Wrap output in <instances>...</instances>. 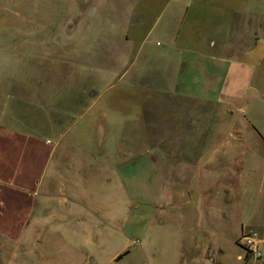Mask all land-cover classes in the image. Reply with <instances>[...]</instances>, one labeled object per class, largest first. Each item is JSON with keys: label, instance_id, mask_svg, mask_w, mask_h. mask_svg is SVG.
Segmentation results:
<instances>
[{"label": "rangeland", "instance_id": "1", "mask_svg": "<svg viewBox=\"0 0 264 264\" xmlns=\"http://www.w3.org/2000/svg\"><path fill=\"white\" fill-rule=\"evenodd\" d=\"M87 1L0 0V129L67 160L42 208L0 196V264H264V0Z\"/></svg>", "mask_w": 264, "mask_h": 264}, {"label": "crops", "instance_id": "2", "mask_svg": "<svg viewBox=\"0 0 264 264\" xmlns=\"http://www.w3.org/2000/svg\"><path fill=\"white\" fill-rule=\"evenodd\" d=\"M48 101V103H53L52 98ZM46 102L47 101H45V103ZM21 132L11 126L0 129V196L9 198L7 199L9 203H5L4 207L8 209L11 214L23 212L27 215L30 214L31 209L33 208H42V206H44V204L46 203L45 198H48V200L50 201L52 200V198L56 197L55 195H57L58 193L54 189L56 188V178L52 173H50L49 175L47 174L51 168V171H55L53 170L54 167L58 171L59 167L67 164V160H62L57 156V150L59 148L63 149V147H61L63 136L62 133L58 134L54 142H52L49 141V139H45L46 136H42L44 133L34 134L31 132V130L29 132ZM216 161V156L213 155V165H215ZM222 162L223 163H219V165H217L219 170L221 168L220 165H224L223 167L226 166V168H228V161L224 159V161ZM13 167V181L16 183L18 182V186L2 183L6 179V177H11L9 176V174L4 175L2 172L10 170ZM218 174H220V172ZM224 174L225 173L223 172L222 174L218 176L216 175V177L213 178V183L219 181V188L217 192L214 193L215 195H213V205L221 203L223 207L228 208L227 212H229L231 203L234 198H238V194L237 192L230 191L232 186L226 181L227 175ZM39 191H44L45 193H41ZM226 191H228V194L231 193L229 195V198L226 201L217 200L218 198H220V195L225 194ZM76 193V196L70 197L66 194H61L62 199H59L57 203L67 204V201H70V209L74 207H81L83 204V195H80L78 192ZM214 211L215 209L213 208V212ZM244 212H246V209L243 207L241 210V215H239L237 220V226H240L242 230L245 225V222L243 221ZM7 213L8 212H6V214ZM225 220L228 223V220L230 219L225 218ZM223 221L224 218L222 220V223ZM6 222H9V220L7 219ZM25 224L26 222H24V228H27V225L25 226ZM9 227L4 225V230L8 232L10 229ZM215 235V231H213V236ZM213 239L215 238L213 237ZM239 258L242 259L243 255L240 254Z\"/></svg>", "mask_w": 264, "mask_h": 264}, {"label": "built area", "instance_id": "3", "mask_svg": "<svg viewBox=\"0 0 264 264\" xmlns=\"http://www.w3.org/2000/svg\"><path fill=\"white\" fill-rule=\"evenodd\" d=\"M255 236H257L256 233H252V235L251 234L244 235L243 236L245 239L244 247L254 257L260 258L262 256V251L260 249L258 240L255 238Z\"/></svg>", "mask_w": 264, "mask_h": 264}]
</instances>
